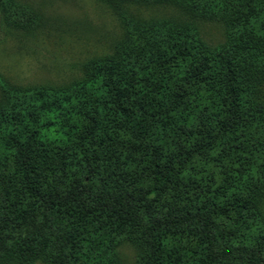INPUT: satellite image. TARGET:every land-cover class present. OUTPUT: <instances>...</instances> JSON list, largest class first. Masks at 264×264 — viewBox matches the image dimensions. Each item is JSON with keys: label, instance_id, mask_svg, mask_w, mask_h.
I'll list each match as a JSON object with an SVG mask.
<instances>
[{"label": "trees", "instance_id": "1", "mask_svg": "<svg viewBox=\"0 0 264 264\" xmlns=\"http://www.w3.org/2000/svg\"><path fill=\"white\" fill-rule=\"evenodd\" d=\"M97 1L110 54L60 85L0 78V264H121L124 243L136 264H264V0ZM0 18L44 25L18 0Z\"/></svg>", "mask_w": 264, "mask_h": 264}, {"label": "rangeland", "instance_id": "2", "mask_svg": "<svg viewBox=\"0 0 264 264\" xmlns=\"http://www.w3.org/2000/svg\"><path fill=\"white\" fill-rule=\"evenodd\" d=\"M38 10L44 25L31 34L6 27L0 18V78L18 85H60L81 76L88 60L110 54L121 29L97 0H18ZM145 16H177L171 8L144 11ZM210 45L225 39L222 25L202 23ZM121 264H136V250L120 245ZM40 264V263H37Z\"/></svg>", "mask_w": 264, "mask_h": 264}]
</instances>
